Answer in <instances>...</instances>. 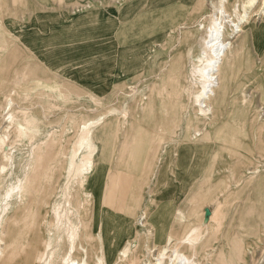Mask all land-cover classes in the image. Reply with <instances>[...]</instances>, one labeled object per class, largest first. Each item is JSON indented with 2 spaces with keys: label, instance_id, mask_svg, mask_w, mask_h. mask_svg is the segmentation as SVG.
Listing matches in <instances>:
<instances>
[{
  "label": "rangeland",
  "instance_id": "1",
  "mask_svg": "<svg viewBox=\"0 0 264 264\" xmlns=\"http://www.w3.org/2000/svg\"><path fill=\"white\" fill-rule=\"evenodd\" d=\"M101 2H104L106 7L102 10L93 11L98 7L96 3ZM217 3L218 0L171 1L170 5L178 6L179 13L186 18V25L157 41H152V38L146 37L145 40L151 41L147 60L143 64H139V66H134L131 62L125 63L127 73L125 77H119L117 80L113 79L114 77L110 74L121 70L120 64L116 63L110 70L108 66L104 65L103 55H99V61L102 63L97 66L91 63L84 65L83 62L86 63L87 61H83L82 58L80 61L82 63H79L76 69L72 68V71L66 72L67 75L59 74L60 76H57V79V77L55 78L56 74L43 66L37 58L24 52V47H17L16 53L13 54L15 62L8 60L11 55L6 57L3 54V47L0 48V72H3L0 73V83L11 85L9 89L0 87V113L2 107L7 103L6 98L11 91L10 97L13 102H16L13 107L14 116L19 122L23 119V116H21L22 108L25 109L27 114L32 116V121L25 135L20 137L15 147L11 149L12 163H14L15 167L9 166L4 176L0 177V232L4 230L6 233V236H2L3 233H0V238L4 237L6 246L1 264H9L8 262L10 264H24L29 258L31 264H38L34 262V256L38 251L44 249L49 237L53 239V245L58 244L61 254H64L65 248H67L66 228L68 223L57 225L55 222L56 218L52 210L58 202L61 204L62 209L72 207L70 217L72 221L79 224V237L81 240L78 237L77 243L81 252L77 249L78 251L75 254L78 255H75V257L80 259L87 255V260L90 264H95L98 261L97 256L101 255L103 241L106 242V240L102 237L103 232L96 230L91 217V206L85 201L86 196L80 180L82 178L86 180L85 184L87 183V180L92 176L93 165H90L91 171H84L77 175L81 167L80 157L84 156L93 162L95 147H90V140L85 141L84 138L79 137L77 139L81 144V150L78 157H74L73 142L78 136L80 126L88 120L101 119L93 128V139L95 141L97 140V136H95L96 130L103 126L107 120L111 119V108H117L120 111L126 108L128 110L126 117L122 116L120 111L115 114L116 131L119 135L121 134L118 140L120 139V141L125 143L128 142L130 134L135 137V134L139 131L138 128L144 122L145 129L150 131V134L155 137L154 145L161 147L160 163H163L164 158L170 159L172 155L176 156L174 152L175 143H187L182 138H177L176 141L178 142L170 138L174 135L176 129H181L182 134L180 136H183L185 130L189 133V139L186 140L196 142L195 139H190V133L194 129H201L203 124H200L196 118L197 107L194 106L192 98V94L197 90L198 84L192 78L191 70L200 49L193 35L196 33V25L208 22L210 14L215 12ZM83 4L84 2H80L73 5L70 12L68 11L69 14H65L63 22L61 21V24H57V28L53 27L61 30L70 23L76 26L79 25L82 28V33L76 38L78 45H89V43H94L95 39L104 38L103 21L111 9L119 11L123 6L132 4L134 5V10L131 17L134 18L144 12L146 7H148L149 0H94L91 1L88 7L84 6L83 9L77 11L78 7ZM163 9L164 7H160L161 12ZM86 14H93V16L82 22V18ZM7 17L6 11L1 9L0 37H3L2 39L11 37L13 40L18 41L15 39L16 35H25L23 33L24 25L17 23V28L12 31L9 29V25L3 22L8 20ZM263 20L264 15L255 16L251 22L258 28L263 23ZM48 26L51 28V25ZM86 27L88 28L86 29ZM97 29H99V33ZM195 35L197 36L198 32ZM203 35L204 32L199 33V37ZM6 45L3 46L6 47ZM256 48V42L253 37L251 35L247 36L243 50L236 61L235 88L226 94V102L219 110L216 122L208 126V128L206 127L210 136L200 143L209 147H201L202 149L192 152L191 159L185 163L191 166L190 169L198 170L195 171L196 175L192 176L197 179L204 177V169L212 161H222L225 168L235 163V176L230 175L226 169L223 171L225 181L229 179L228 177L235 181V220L233 222V231L235 230L236 237L235 255H229L227 252L226 258L222 262V259L218 258L217 253L215 260L218 264H264V255L261 258V253L264 251V226L257 227L259 231L257 235L250 237L241 228L240 221V210L249 194L253 192L256 180L251 179L245 182V177H240L239 173L245 171L246 168H253L255 165L259 166L260 172L258 176H262L261 185L264 193V49L259 51ZM80 50L82 57L88 56L89 53H85V49ZM168 59L170 60L168 61ZM34 74L47 81L44 86H39L35 83L33 80L35 79ZM25 83L28 85L24 86ZM19 86L20 88L18 89ZM7 90L10 91L6 92ZM143 96L147 97L146 100ZM149 100L152 102L151 105L144 107ZM170 107L175 113L177 126L174 125L176 128L173 132L172 130L171 132L166 130L158 132L156 125L152 124V120L150 121L152 119L150 111L155 113L153 118L156 117V114L159 118L161 114H166ZM234 108L235 121H232ZM255 108H257L258 112ZM240 110L243 112H240ZM1 119L0 115V121ZM188 124L191 126L190 129H188ZM13 129L11 130L12 134L14 132ZM215 131H219L217 138L213 136ZM12 137L15 138L16 134H13ZM167 137L170 139H167ZM134 141L136 143L137 139L135 138ZM107 149L109 152L107 154L113 156L111 148L107 147ZM131 151L132 147L127 153V161L130 159ZM107 154L106 159H108ZM143 156L142 153H139L136 161L144 163L146 159L144 161ZM174 160L176 161L175 157ZM4 163L7 164L9 162L4 161V158L0 155V164ZM117 167L118 164L111 163L107 166V169H103L94 175L99 177V179L96 178L100 181V188L96 189V193L94 192V185L90 186L94 192L93 200H96L97 194L101 191L105 192L106 195L103 205L100 206L94 203L93 209L95 212L104 209L110 213H115L111 223L107 225V229L104 231V236L117 234L112 228L117 229V225L123 219V216L127 217V211H135L136 216L131 229H135L136 236L130 241L132 243L131 250L136 249L134 252H138L137 254L139 255L140 252H144V249H142V243L140 248L138 243L143 241V238H146V232L140 226L139 217L143 213H147V216L155 214L158 208V205L153 204L155 192H158L157 194L159 195L167 186L157 187V190L146 194V203L143 206L140 201L143 195V185L148 175L145 173L140 175V172L130 169V167L127 169L124 165V173L121 175L124 179L118 181L117 178L112 181L118 176ZM152 168L154 167L152 166ZM176 170L177 172L179 170V172L177 173L178 177H175L183 179L185 177V173L181 171L184 170L183 167H176ZM17 177L22 179L24 187L21 200L15 197L17 189H12V186L17 184ZM228 181L231 182L230 179ZM182 183L179 180L174 181L175 185ZM8 191H10L9 193L12 197L6 199L4 197ZM180 194L183 193H177L176 198H181ZM7 200H10L11 204L6 209ZM76 201H79V203L77 204ZM68 202L70 205H68ZM150 203L152 204L151 207ZM177 206L183 207L184 204L180 203ZM234 213L232 216H234ZM222 219L226 220L224 217ZM34 220L35 224L32 225ZM83 224L85 229L82 227ZM131 229L129 227L128 232ZM86 230L89 232L87 233ZM91 230L92 234L90 233ZM59 237L61 240L58 242L56 239ZM124 242L121 241L120 246L125 244ZM82 246L85 247L87 252H84ZM104 247L108 248L107 246ZM114 254L117 255L118 253ZM116 255L114 260H116ZM122 262L124 261H119L118 264ZM123 264L128 263L124 262Z\"/></svg>",
  "mask_w": 264,
  "mask_h": 264
},
{
  "label": "bare ground",
  "instance_id": "2",
  "mask_svg": "<svg viewBox=\"0 0 264 264\" xmlns=\"http://www.w3.org/2000/svg\"><path fill=\"white\" fill-rule=\"evenodd\" d=\"M171 1L173 0H159L160 7H164V9L162 12L159 9L160 13L158 12V15L150 12L149 14H145L142 17L138 16L134 24H132L130 21L126 23L127 36L125 35V43L128 45L131 43V33L133 31V25H135L134 30L136 32V38L134 40L136 42H140L141 40L143 41L144 55L141 59L137 57L138 64L140 62L141 64H143L149 56V44L151 41L145 40L146 37L152 38V41H157L158 39L164 38L166 35L173 33L176 29L186 25V18H184V16L179 13L178 6L170 5ZM263 15L264 0H218V3L215 6V12L210 14V19L208 20V22L206 24L199 23L198 25H196V33L198 32V35L196 36V33L193 35L195 41L199 44L200 49L198 55L196 56V62L193 63V68L191 70L192 78L195 80V83L198 84V88L192 94V98L194 106L197 107L196 118L198 119L200 124H203L201 129H194L193 132L190 133V139H195L196 142H189V140H186L189 139V133H187L185 130L183 136H180L182 134L181 129L178 128L176 129V131H174L176 128L174 127V125L177 126V124L175 121V113L170 107L167 110L166 114H161L159 118L157 114L156 117L153 118V116L155 115L153 111H150V115L152 114V123L153 125H156L158 132H160V130L171 132L172 130V132L174 131V135L170 137L171 139H174L175 142H178L176 141V139L182 138V140L187 142L183 144H174V152L176 153L177 157L175 155H172L171 157L169 156L170 159L166 158L162 164H159L157 166L155 165L154 168H152L153 162L150 163V161H145L144 156V163L136 161L139 153L145 155V150L143 148L148 147L147 142L144 140V138L139 137L138 142H136L135 146H132L130 159L125 164L126 168L128 169L130 167V169H135L137 172H140V175H144V173L148 175L149 172H151L152 169H155L156 167L157 187L160 188V186L162 187L164 184L167 186V183L169 181V186L167 187V189H170L159 195L157 194L158 192H155L156 195L154 194L155 201L153 202V204L158 205V208L156 209L154 215L152 214L150 216H147V213H143L139 217L140 226L146 232V238H143V241H139L140 243H138L139 248L142 243V249H144L143 253L140 252V254L138 255V252H134V250L136 251V249L131 250L132 243L130 240L136 236L134 231L135 229H131L136 216V212L133 210L127 211V217L123 216V219L117 225V229L112 228L114 232H117V234L104 236V231H106L107 225L111 223L112 217L115 215V213H110L108 211H105L104 209L102 211L95 212L93 209L94 203L100 206L103 205L106 195L105 192H99V194H97L95 198V201L92 197L94 192H96V189L100 188V181L98 180L99 177L94 175L98 174L103 169H107V167L103 162H96L95 160L92 162L90 159L85 158L84 156L80 157L81 167L78 170L77 175L84 171H91L90 165H93L94 167V170L92 171L93 178L91 176L90 179L87 180L86 184V180L82 178H80V180L84 188V194L86 196L85 201L88 205L91 206V217L95 224L96 230L99 232L102 231V237L106 240V242L103 241V249L101 248V255L97 256L98 261L95 264H118L119 261H124L128 264H142L143 262L144 264H218L215 260L217 253L218 258H221L222 262L225 260L227 252L229 253V255H235L236 237L235 230L233 231V222L235 220V181H232L230 177L228 178L231 180V182L228 181L229 179L225 181L223 177V171H225V169L230 175L235 176V165L226 166V168L217 167L216 162L212 161L210 162L208 167H205L204 177L197 179L192 176L196 175L195 171L198 170H193V168L190 169L191 166L188 165V163H185L187 160L191 159L192 152H196L198 149H202L201 147H209L208 145L200 143L210 136V133L207 132V128L208 126L216 122L219 116L218 112L226 102L228 84L230 80H232L233 71L236 67V61L241 51L243 50L247 36L251 35L253 37L254 41L256 42L257 50L261 51L262 49H264V20L258 28L251 22L253 17H260ZM200 32H204V35L202 37H199ZM2 38L3 37H0V48L3 47V54L6 57L11 55L8 60H13L15 62L16 60L13 58V54L16 53L17 47L20 46V39L17 37V35L15 39L18 41L13 40L11 37H7L6 39ZM5 44H7L6 47L3 46ZM12 44L13 46H11ZM131 60L136 63L135 57H130L129 62H131ZM169 60L170 59H168V61ZM31 81L33 82V80ZM35 83L37 84L38 81L35 80ZM17 84L19 83L17 82ZM27 85L28 84L25 83L24 86ZM20 86L18 87V89L20 88ZM0 87L9 89L11 85L0 83ZM9 91L10 90H7L6 92ZM10 95L11 91L8 93L7 98L5 97L7 101L4 98L7 103L2 107V111L0 113L2 117L0 124L3 123L2 126H0V155L4 158V161L9 162L7 164H0V177L4 176L9 166L15 167L14 163H12L11 149L12 147H15L19 138L25 135V132L28 130V126L32 121L31 114H27L25 109L22 108L21 116H23V119L19 122V120L14 116L15 113L13 110L14 103L16 102H13ZM143 98L146 100L147 97L143 96ZM151 103L152 102L149 100L147 104L151 105ZM147 104H145L144 107H147ZM255 110L258 112L257 108H255ZM118 111L120 110H118L117 108H111L110 113L112 114V116L111 119L108 120L111 121V124L107 132V144L108 147L110 144L111 150L112 147H115L117 139V122L115 120V114H117ZM127 112L128 110L125 108L120 111V114L122 116H125L127 115ZM240 112L243 111L240 110ZM232 113V121H235V108ZM99 121L100 119L88 120L81 124L78 136L73 142L75 158L78 157L81 150V144L78 142L77 138L82 137L85 139V141L90 140V147H93V145H95L96 140L94 141L93 139V128ZM190 128L191 126H189L188 124V129ZM12 129L14 131L13 134H16L15 138L12 137ZM218 133L219 131H215L213 133L214 138H217ZM91 135L92 137H90ZM170 138L167 137V139ZM104 148L106 150L102 151V158H104L103 156H106L108 152L107 147ZM112 154H114L113 151ZM174 157L176 161L174 160ZM176 167H183L184 170H181L182 173H185V177L183 179H177L175 177L179 172V170L177 172ZM123 168L124 167L118 164V176L112 179V181L116 180L117 178L118 181L124 179L123 177H121V175L124 173ZM259 172V166L257 167V165H255L253 168H246L245 171H241L239 173L241 175L240 177H245V182L251 179L256 180L253 186V192L249 194L247 200L242 206V209L240 210L241 228L245 231L246 235H249L250 237H255L257 235V232H259L257 230V227L264 226V193L262 191L263 187L261 185L262 176H258ZM35 175L37 174L35 173ZM173 180H179L183 183L180 185L174 184L173 186ZM92 185H94L95 188L94 192L90 187ZM173 187L175 191L174 193L171 192ZM23 188L24 187L22 184V179L20 177H17V184L15 186H12V189H17L15 197L19 200L22 199ZM9 192L10 191L6 193L4 198L9 199L12 197ZM180 192L183 193L180 194L181 198H176V194ZM203 192H205V194H203ZM78 203L79 201L77 202V204ZM140 203L144 204L143 195L141 196ZM177 203H182L184 204V206L178 207ZM10 204V200H7L6 209L10 206ZM60 205L61 204L59 202L56 203V205H54L53 207L52 212L56 218L55 222L57 223V225H61L65 222L68 223H66L67 228L65 226L67 240V248H65L66 251L64 252V254H61V251L58 248V244L53 245V239L49 237L48 241H46L45 246L43 245L44 249L38 251L34 256V262H37L38 264H90L87 260V255H84L80 259L75 257L76 251L79 250L77 243V239L79 237V224L72 221L70 217L72 207L62 209ZM68 205H70L69 202ZM233 213L234 216H232ZM222 217H224V219L226 220L224 221ZM34 224L35 220L32 225ZM82 227L84 228V224ZM129 227L131 231L128 232ZM88 230H86L87 233L89 232ZM91 232L92 230L90 231V233ZM0 233H3L2 236H6L4 230H2ZM3 238H0V264L1 259L4 255V250L6 248L5 240ZM60 240V237L56 239V241L58 242ZM79 240H81L80 237ZM144 240L146 241L144 242ZM121 241H125V244H122L120 246ZM104 246H107L108 248L106 249ZM82 248H84V252H87L85 250V247L82 246ZM80 250L79 252H81ZM114 253L118 254L116 255ZM115 255L116 260H114ZM263 255L264 251L261 253V258L263 257ZM29 259H27L24 264H31V260L29 261ZM124 262H122L121 264H123ZM8 263L10 264V262Z\"/></svg>",
  "mask_w": 264,
  "mask_h": 264
},
{
  "label": "crops",
  "instance_id": "3",
  "mask_svg": "<svg viewBox=\"0 0 264 264\" xmlns=\"http://www.w3.org/2000/svg\"><path fill=\"white\" fill-rule=\"evenodd\" d=\"M83 1L84 0H0V10L4 9L6 11L8 20L3 22H6L9 25L10 30L14 31L15 28H17V23H22L24 25L23 33L25 35H17V37L20 39V46L24 47V52L29 53L31 56L37 58L43 66L55 73V78L60 76L59 74L67 75L66 72L72 71V68L76 69L77 65L82 63L80 62L82 58L83 61H87L86 63L83 62L84 65L90 63L96 66L99 65L102 63L99 61V55H103L105 61L104 65L106 67L108 66L110 70L116 63L120 64L121 70L118 72H112L110 74L112 77H114L113 79L117 80L119 77H125V74L127 73L125 63L129 62V58L135 57L136 63H134L132 60L131 63L134 66H139V64L141 65V62L139 64L137 63V57L141 59L144 55L143 41L141 40L140 42H136L134 40L136 38V32L134 30L135 25H133V31L131 33V43L129 45L125 43L127 36L126 23L130 21L132 24H134L138 18L131 17L132 11L134 10V5L127 4L119 11L115 9L108 11L107 17L103 21L104 38L102 37L103 39H95L94 43H89V45H78L76 38L82 33V28L79 25L76 26L70 23L65 25L64 29L57 30L55 28H57V24H61V21L63 22L65 14H69L68 11L70 12V9L73 7V5ZM96 6L98 7L93 11L102 10L106 7L104 6V2L96 3ZM159 9V0H149L148 7H146L140 16L142 17L145 14H149L150 12L158 15ZM91 16H93V14H86L85 17L82 18V22L90 19ZM48 25H51V28ZM48 28L50 29L48 30ZM87 28L88 27H86V29ZM97 30L99 33V29ZM80 49H85V53H89L88 56L82 57L80 54ZM82 54H84V52H82ZM35 75L37 74H34V76ZM34 78V81L36 80L39 82L37 83L39 86H44L45 82H47L42 80V78L39 76H35ZM234 79L235 69L233 71L232 80H230L228 84V93L229 91H232L233 88H235ZM148 105L149 104H147V106ZM151 120L153 121V118L150 119V121ZM142 123L143 124L138 128L139 131L135 134V137L131 134L130 138L127 136L128 142L126 143L120 141V139L118 140V137L121 134L119 135L117 133L115 147H112L114 154L113 156L108 155V159H106V156L102 158V151L106 150L104 147H108L107 132L111 121L107 120L103 126L96 130L95 135L97 136V140L95 145H93V147H95L94 160L96 162L100 161L105 163L106 167L111 163L120 164L122 167H124L127 162V153L130 151V148L136 144L134 139L136 138L138 142L139 137H143L148 145V147L143 148L145 150V159L148 162L150 161V163L153 162V167L155 165L157 166L162 164L159 162L161 147L154 145L155 137L150 134V131L145 129V123ZM165 159L166 158H164V161ZM234 165L235 163L232 166ZM216 166L224 167L222 161H216ZM172 182L174 186V180ZM168 183L167 187L169 186ZM167 187L160 194H163L166 190H170L169 188L167 189ZM154 190H157L156 167L151 172H149L145 184L143 185L142 193L144 196V204L146 203V194ZM171 192H175L174 187L172 188ZM151 206L152 205L150 203V207Z\"/></svg>",
  "mask_w": 264,
  "mask_h": 264
},
{
  "label": "built area",
  "instance_id": "4",
  "mask_svg": "<svg viewBox=\"0 0 264 264\" xmlns=\"http://www.w3.org/2000/svg\"><path fill=\"white\" fill-rule=\"evenodd\" d=\"M91 1H94V0H84V1H83L84 4L81 5V6H79L77 11H79L80 9H83L84 6H85V7H88L89 4L91 3ZM83 2H82V3H83Z\"/></svg>",
  "mask_w": 264,
  "mask_h": 264
}]
</instances>
